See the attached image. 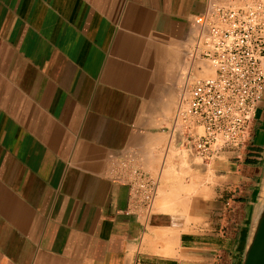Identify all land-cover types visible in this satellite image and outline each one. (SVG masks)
I'll list each match as a JSON object with an SVG mask.
<instances>
[{"label":"crops","instance_id":"obj_1","mask_svg":"<svg viewBox=\"0 0 264 264\" xmlns=\"http://www.w3.org/2000/svg\"><path fill=\"white\" fill-rule=\"evenodd\" d=\"M203 7L0 0V264H240L264 91L248 143L209 163L170 131ZM124 160L158 178L147 217L117 179Z\"/></svg>","mask_w":264,"mask_h":264},{"label":"built area","instance_id":"obj_2","mask_svg":"<svg viewBox=\"0 0 264 264\" xmlns=\"http://www.w3.org/2000/svg\"><path fill=\"white\" fill-rule=\"evenodd\" d=\"M189 67L206 60L213 74L196 78L170 121L177 146L200 163L248 143L264 91V0H204L193 18ZM187 78L193 74L190 72ZM194 77V75L192 76ZM117 179L145 217L153 211L158 178L122 161Z\"/></svg>","mask_w":264,"mask_h":264},{"label":"water","instance_id":"obj_3","mask_svg":"<svg viewBox=\"0 0 264 264\" xmlns=\"http://www.w3.org/2000/svg\"><path fill=\"white\" fill-rule=\"evenodd\" d=\"M240 264H264V175L258 189Z\"/></svg>","mask_w":264,"mask_h":264},{"label":"rangeland","instance_id":"obj_4","mask_svg":"<svg viewBox=\"0 0 264 264\" xmlns=\"http://www.w3.org/2000/svg\"><path fill=\"white\" fill-rule=\"evenodd\" d=\"M195 34H196V31H195ZM195 34H194V36H193V39H192L191 44L189 45V47L192 45V43H193V41H194ZM189 47H188V48H189ZM188 48H187V50H188ZM185 54H186V53H185ZM185 57H186V56H185ZM198 62H199V63H204V64H207V65H210V63H209L208 61H206V60H199ZM188 70H189V69H188ZM192 76H193V75H192ZM192 76H190L191 78H189L190 81H189V85H188V87L192 84V82H193L196 78L205 77V76H199V75H195L194 77H192ZM187 94H188V89L186 90V92H185V94H184L183 96L178 97L177 102H176V105H175L174 112H175V110H176V108H177L179 102H180L181 100H184L185 97L187 96ZM174 112L172 113L171 118H172V116L174 115Z\"/></svg>","mask_w":264,"mask_h":264},{"label":"bare ground","instance_id":"obj_5","mask_svg":"<svg viewBox=\"0 0 264 264\" xmlns=\"http://www.w3.org/2000/svg\"><path fill=\"white\" fill-rule=\"evenodd\" d=\"M199 61V60H198ZM198 61H196V62H198ZM195 63V62H194ZM194 63L189 67L188 66V69H190V72L195 76L196 74H194V72H193V70H194ZM211 65V64H210ZM197 69L198 70H200L201 69V66L199 65V64H197ZM211 67H212V65H211ZM211 67L210 68H205V66H203V71L205 72V75L207 76V75H210V74H213V67H212V69H211ZM209 69H210V71H209ZM189 81H190V79H188L187 80V82H188V85H189ZM183 101V100H182Z\"/></svg>","mask_w":264,"mask_h":264}]
</instances>
